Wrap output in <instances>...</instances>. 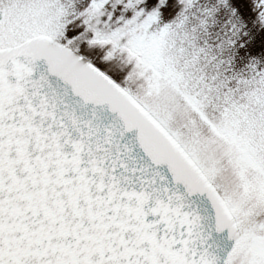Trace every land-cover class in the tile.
Instances as JSON below:
<instances>
[{
    "label": "snow or ice",
    "instance_id": "snow-or-ice-1",
    "mask_svg": "<svg viewBox=\"0 0 264 264\" xmlns=\"http://www.w3.org/2000/svg\"><path fill=\"white\" fill-rule=\"evenodd\" d=\"M0 264H264V0H0Z\"/></svg>",
    "mask_w": 264,
    "mask_h": 264
}]
</instances>
